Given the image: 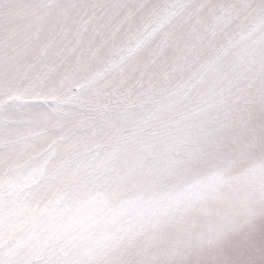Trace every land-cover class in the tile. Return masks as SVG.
Masks as SVG:
<instances>
[{"label": "snow or ice", "instance_id": "snow-or-ice-1", "mask_svg": "<svg viewBox=\"0 0 264 264\" xmlns=\"http://www.w3.org/2000/svg\"><path fill=\"white\" fill-rule=\"evenodd\" d=\"M0 264H264V0H0Z\"/></svg>", "mask_w": 264, "mask_h": 264}]
</instances>
